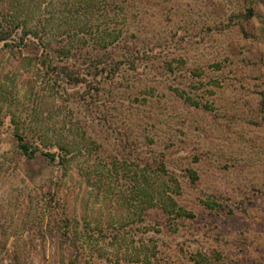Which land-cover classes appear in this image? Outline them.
<instances>
[{
    "label": "rangeland",
    "instance_id": "obj_1",
    "mask_svg": "<svg viewBox=\"0 0 264 264\" xmlns=\"http://www.w3.org/2000/svg\"><path fill=\"white\" fill-rule=\"evenodd\" d=\"M129 1L132 14L140 10L129 33L145 35L138 40L140 45L151 43L147 54L153 62L146 65L149 74L130 78L128 87L126 82L107 85L110 102L97 110L117 129L103 125L92 131L82 120L83 113H89L88 99L80 98L83 87L52 93L34 66L24 65L18 53L0 43V264H13L17 250L19 264H59L51 228L43 225V238L36 226L42 214L48 216L42 200L59 172L40 154L34 159L23 156L13 137L15 127L30 136L43 124L70 140L87 139L88 151H75L59 188L61 201L74 215L96 213L103 220L112 215L116 189L98 190L87 180L85 167L99 162L103 149L108 151H103L105 156H115L119 140L126 137L141 156H149L150 137L156 151L168 147L165 151L173 156L169 168L180 175L183 185L181 199L194 213L183 251L189 255L204 246L221 251L229 264H264V113L257 105V93L264 90V6L257 7L245 28L249 37H244L236 23L219 30L222 20L228 23L229 15L241 9L243 0ZM143 25L147 36L139 32ZM161 54L175 55L173 72L162 68ZM197 66L202 70L201 84L194 74ZM198 86L212 97V112L196 110L177 96V90H185L198 99ZM76 120L80 128L71 133ZM187 166L198 171V189L186 185L188 177L185 181L181 177ZM210 193L223 195L218 200L224 206L203 208L200 201L211 198ZM166 252L175 264L181 263L178 253Z\"/></svg>",
    "mask_w": 264,
    "mask_h": 264
},
{
    "label": "trees",
    "instance_id": "obj_2",
    "mask_svg": "<svg viewBox=\"0 0 264 264\" xmlns=\"http://www.w3.org/2000/svg\"><path fill=\"white\" fill-rule=\"evenodd\" d=\"M129 3V0H0V43L18 53L24 65L34 66L52 93L61 94L69 87H83L80 98L88 99L85 105L89 113L84 112L82 120L92 131L103 125L109 130L117 129L108 115L97 110L110 102L112 94L107 85H121L130 78L147 76L146 65L153 62L152 55L147 54L151 43L140 45L141 34L129 33L131 22L140 15L138 9L133 14L129 11ZM258 6H264V0H243L241 9L227 18L228 23L225 19L221 21L219 30L236 23L243 36L249 37L245 28L251 25ZM141 14L147 12L141 10ZM141 31L147 36L146 26L143 25ZM141 37L145 38V35ZM28 53L31 55H26ZM160 60L165 71L173 72L175 55L161 54ZM201 71L197 66L194 72L200 84ZM128 73L132 77H127ZM195 89L198 99L185 90H177V96L196 110L212 112V97L205 96L199 86ZM257 95L258 108L264 113V90ZM79 103L81 106L82 102ZM75 124L68 131L73 133L79 127L77 120ZM47 126L39 125L30 136L15 127L13 137L23 156L34 159L40 154L59 172L49 181L50 186L43 196L48 216L42 214L35 223L41 237L44 238L45 225L57 238L59 264H175L167 250L178 253L180 264H186L185 261L187 264H229L221 251L210 247L203 246L189 255L183 251L189 241L186 228L192 224L189 221L194 218V213L181 199L183 185L180 175L169 168L168 162L173 156L165 151L168 147L156 151L152 148L154 140L148 137L149 156H141L138 146L135 147L132 141L129 143L126 137L119 140L118 153L112 154L115 156H105L103 151H108L103 149L99 162L89 169L85 167L86 176L98 190L116 189L115 210H110L112 215L104 220L96 213L95 217L86 213L74 215L61 201L59 188L76 158L75 151L77 154L88 151L87 139L76 142ZM104 140L109 142V137ZM91 142L96 141L92 139ZM127 147L135 148L127 152ZM133 151L136 152L134 155ZM197 160L194 157L193 161ZM182 170L186 173L182 179H189L186 185L198 189L200 176L197 169L187 166ZM208 196L212 197L200 201L203 208L224 206L218 200L223 195L210 193ZM104 246L110 249L106 250ZM68 248H71L70 253L66 252ZM20 258L17 250L11 261L19 264Z\"/></svg>",
    "mask_w": 264,
    "mask_h": 264
}]
</instances>
